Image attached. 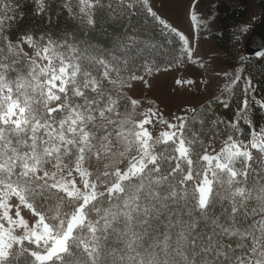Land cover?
Here are the masks:
<instances>
[{
  "label": "rangeland",
  "instance_id": "1",
  "mask_svg": "<svg viewBox=\"0 0 264 264\" xmlns=\"http://www.w3.org/2000/svg\"><path fill=\"white\" fill-rule=\"evenodd\" d=\"M142 1L178 36L185 52L175 65L162 69L145 66L126 87L107 88L118 83L117 77L107 73L100 79L79 74L77 65L49 44L38 45L22 37L10 46L17 59L10 67L0 68V260L12 250H25L36 264L59 257L83 220V206L124 188L123 179L137 171L139 165L134 163L139 152L128 156L114 174L103 166L107 149L113 145L109 135L116 138L119 134L114 120L120 118L113 107L127 109L121 106V94L126 93L133 118H137V148L144 150L152 141L175 142V167L187 171L179 170V178H189L187 186L195 193L196 209L205 208L214 195L235 213L251 197L248 223L257 225L262 237L239 264H264V138L257 133L251 143L243 138L227 142L226 134L215 132L193 149L186 146L181 134L184 118L218 96L226 81L227 67L195 18L196 14L202 16V7L210 0ZM251 1L242 23L244 32L239 35L242 45L264 12V7ZM115 127L118 131H113ZM245 149L249 152L245 168L238 174L226 169L228 153ZM186 190L182 186L169 195L178 192L182 201ZM42 191L54 201L44 213L33 205ZM153 193L161 198L158 190ZM64 198L69 200L66 207L60 204ZM140 198L143 202L138 203ZM149 205L145 197L127 196L116 208L127 213L132 225L127 228L124 246L139 260L137 220ZM85 244L90 251L97 241Z\"/></svg>",
  "mask_w": 264,
  "mask_h": 264
},
{
  "label": "trees",
  "instance_id": "2",
  "mask_svg": "<svg viewBox=\"0 0 264 264\" xmlns=\"http://www.w3.org/2000/svg\"><path fill=\"white\" fill-rule=\"evenodd\" d=\"M254 2L264 7V0ZM252 4L251 0H210L202 7V16H195L203 34L219 51L227 76L218 96L184 118L181 134L186 146L195 149L215 132L226 134L227 142L243 138L251 143L257 133L264 138V51L246 56L239 37ZM22 37L67 55L83 76L100 79L107 73L117 77L120 84L107 85L112 90L126 87L145 66L162 69L177 64L185 52L178 36L142 0H0V68L10 67L17 59L10 46ZM121 99V106L127 109L113 107L120 118L114 120L119 134L116 138L109 135L113 145L107 149L103 166L114 174L128 156L139 152L134 163L139 167L123 179L124 188L84 205L83 220L65 251L39 264H239L262 237L257 225L248 223L251 197L235 213L214 195L205 208L196 209L195 193L187 186L189 178H179V170L187 171L175 167V142L152 141L146 149H138L137 118H133L126 93ZM248 153L246 149L228 153L226 169L238 174L246 166ZM182 186L187 189L186 199L181 201L178 192L169 195ZM155 190L161 198L155 197ZM39 193L33 205L44 213L54 201L52 195ZM127 196L145 197L150 203L151 209L145 208L136 226L141 235L137 237L141 260L131 257L124 246L127 228L132 225L127 213L116 208ZM140 199L138 203L143 202ZM68 202L64 198L60 204L66 207ZM86 241H97L96 247L89 251ZM161 241L162 245L153 246ZM0 264L36 263L25 250H12Z\"/></svg>",
  "mask_w": 264,
  "mask_h": 264
},
{
  "label": "water",
  "instance_id": "3",
  "mask_svg": "<svg viewBox=\"0 0 264 264\" xmlns=\"http://www.w3.org/2000/svg\"><path fill=\"white\" fill-rule=\"evenodd\" d=\"M242 46L248 57L264 51V12L259 14L258 21L250 28Z\"/></svg>",
  "mask_w": 264,
  "mask_h": 264
}]
</instances>
